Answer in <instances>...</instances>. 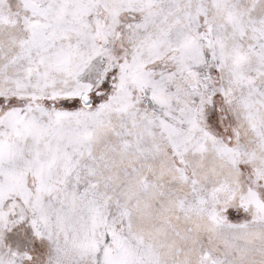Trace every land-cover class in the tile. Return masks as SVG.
<instances>
[{"label": "snow or ice", "instance_id": "6c2138e0", "mask_svg": "<svg viewBox=\"0 0 264 264\" xmlns=\"http://www.w3.org/2000/svg\"><path fill=\"white\" fill-rule=\"evenodd\" d=\"M0 264H264V0H0Z\"/></svg>", "mask_w": 264, "mask_h": 264}]
</instances>
